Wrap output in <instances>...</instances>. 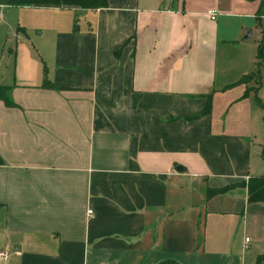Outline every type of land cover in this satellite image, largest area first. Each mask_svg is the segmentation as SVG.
I'll return each mask as SVG.
<instances>
[{
    "label": "crops",
    "instance_id": "0c3cea01",
    "mask_svg": "<svg viewBox=\"0 0 264 264\" xmlns=\"http://www.w3.org/2000/svg\"><path fill=\"white\" fill-rule=\"evenodd\" d=\"M261 2L0 0V85L15 103L0 99V264H246L260 252L238 236L250 219L264 233V202L244 187L207 192L264 174V108L250 105L264 82L238 83L257 67L244 36ZM224 45L251 55L218 83ZM234 90L240 122L216 101Z\"/></svg>",
    "mask_w": 264,
    "mask_h": 264
},
{
    "label": "rangeland",
    "instance_id": "374dc122",
    "mask_svg": "<svg viewBox=\"0 0 264 264\" xmlns=\"http://www.w3.org/2000/svg\"><path fill=\"white\" fill-rule=\"evenodd\" d=\"M80 19H81V25L83 23V17L80 16ZM17 22L13 21L11 25V30H8L9 33H10V36L12 37L13 34H14V26ZM79 24V23H78ZM264 27V17H262V19H257L256 18V26L254 28H249L245 34L244 37H246V35L248 34L249 30L252 31V38H250L248 40V44H252L253 47H255L254 49V53H255V56H257V52H258V49H257V45L260 44V42H262V40H264V34L262 32V29ZM17 29V27L15 28V30ZM31 29H34V28H31ZM10 43H7L6 45V52L9 53V50H10ZM12 46H13V43H12ZM226 47V50H223L222 54L223 56L220 55L221 57V62H219L220 66H221V79H220V82L218 83H222L223 80L225 79H230V77L232 75H234V67L239 63V62H232L233 65H231V60H234V61H238V60H242L241 57H243V55H245L246 59H249L250 57V52H249V49L246 50L245 48H241V47H233L231 45H224ZM219 57V58H220ZM256 61L258 62V58L256 57ZM5 63V62H3ZM4 65V64H3ZM227 67H230V68H227ZM230 69L231 71H225L227 69ZM219 70V69H218ZM262 73H263V82H264V67L262 68ZM219 76V75H218ZM247 81H245L246 84H248V90L250 89H253V90H256V84H257V81L255 78H251V77H247L246 78ZM236 91L234 90L231 94L227 95V96H223V95H220L216 98V101H217V104L224 107V105L226 104V102L229 101L228 105L230 106L231 105V101L232 99H234L233 97H235L237 95V93H235ZM259 97L261 98V100L264 102V88L260 90L259 92ZM250 102H251V106H252V109L253 111L254 110H261L262 108H264L263 106H261L255 95H252L250 97ZM218 106V107H220ZM236 104L234 103V105L230 106V107H226L224 108L225 111L222 113V115H226V118H230L231 121L233 122H240V115L238 114L237 110H236ZM259 108V109H258ZM227 109V110H226ZM227 114H226V113ZM254 115V114H253ZM247 221V220H246ZM246 236H249L250 239H252L250 242H248V245H256L257 243H259V248L260 252H257V250H252V249H247L246 250V253H247V261H246V264H264V255L262 253H264V233H262L261 231L258 230V225L256 222H253V219H250V221L248 222V225L246 226L245 228V231L244 229L241 230V233L239 234L238 236V239L243 241L245 239ZM259 253H261L260 255H258Z\"/></svg>",
    "mask_w": 264,
    "mask_h": 264
},
{
    "label": "trees",
    "instance_id": "16d2710c",
    "mask_svg": "<svg viewBox=\"0 0 264 264\" xmlns=\"http://www.w3.org/2000/svg\"><path fill=\"white\" fill-rule=\"evenodd\" d=\"M11 5L16 6H40V5H52V6H77L81 9H99L108 6V0H10ZM257 19H262L264 17V0L261 2V7L256 14ZM264 34V27L262 29ZM257 67L254 71L245 74L242 76L241 80L238 83H245L247 77L255 78L258 84L256 90L258 91L259 87L262 84V68L264 67V40L258 45L257 52ZM46 87H55V85L49 81L44 82ZM12 87L0 85V99L4 100L8 105H14V101L11 97ZM246 94V93H245ZM257 100L260 105L264 106L261 98L257 95ZM213 105L212 95H207V103L202 113H208L211 111ZM237 187L247 188L248 191V201L249 202H264V174L258 176H251L247 181H241L233 184L226 185L219 188H209L207 192L208 197L214 195L225 193L230 190H233ZM157 264H181L175 259L169 258L165 259Z\"/></svg>",
    "mask_w": 264,
    "mask_h": 264
},
{
    "label": "built area",
    "instance_id": "2783aa9c",
    "mask_svg": "<svg viewBox=\"0 0 264 264\" xmlns=\"http://www.w3.org/2000/svg\"><path fill=\"white\" fill-rule=\"evenodd\" d=\"M210 14H211V18L212 19H216V17L218 16V10L213 9V10H211ZM247 241H249V237L246 238V242ZM9 255H10V251L9 250L0 249V261H4L5 262L7 260V258L9 257Z\"/></svg>",
    "mask_w": 264,
    "mask_h": 264
},
{
    "label": "water",
    "instance_id": "95a60500",
    "mask_svg": "<svg viewBox=\"0 0 264 264\" xmlns=\"http://www.w3.org/2000/svg\"><path fill=\"white\" fill-rule=\"evenodd\" d=\"M250 37H252V31L251 30H249L248 34L246 35V38H250Z\"/></svg>",
    "mask_w": 264,
    "mask_h": 264
}]
</instances>
